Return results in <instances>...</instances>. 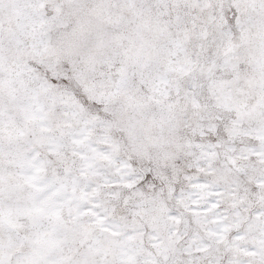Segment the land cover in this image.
<instances>
[{
    "label": "snow or ice",
    "instance_id": "snow-or-ice-1",
    "mask_svg": "<svg viewBox=\"0 0 264 264\" xmlns=\"http://www.w3.org/2000/svg\"><path fill=\"white\" fill-rule=\"evenodd\" d=\"M0 264H264V0H0Z\"/></svg>",
    "mask_w": 264,
    "mask_h": 264
}]
</instances>
